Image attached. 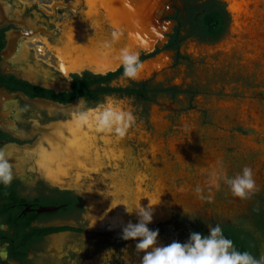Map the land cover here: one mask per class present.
I'll use <instances>...</instances> for the list:
<instances>
[{
    "label": "flooded vegetation",
    "instance_id": "1",
    "mask_svg": "<svg viewBox=\"0 0 264 264\" xmlns=\"http://www.w3.org/2000/svg\"><path fill=\"white\" fill-rule=\"evenodd\" d=\"M15 1L20 4L35 3L36 9L40 7L49 14L52 13L51 26L45 29L33 25L32 13L30 18L25 17V14L20 19L10 17L5 9L8 2ZM102 1L99 0L98 3ZM120 1L110 0L106 6L98 9L100 14L97 11L96 15H91L90 21L96 22L104 35L101 42L96 41L103 46L99 49L92 45L95 36L88 28L85 29L84 48L76 46V40L80 39L75 37L76 33L74 35L70 33L71 36L62 40L63 31L57 25L61 20L57 8L67 11L70 9L69 17H74L75 12L81 8L71 10L68 6L70 0H0V149L8 155L14 176L11 185L6 187L0 185V248H6L8 251V259H0V264H70L71 261H73L71 264H104L103 251L106 248L107 250L112 248L117 252L114 253V257L118 256L117 264H140L143 253L135 251L136 242L121 239L122 228L126 224L122 226L112 225L110 222H105L102 226L91 224V215L93 224L100 222L98 218L101 220L102 217L112 219L113 222L116 220L121 224L120 222L124 221L121 217L126 218L125 215L128 213L122 206L119 207V214L110 208L116 206L113 201L115 197L108 193H100L96 185L90 184L89 175L80 167L82 162L72 166L66 161L67 157H73L69 153L77 147L78 141L84 140L83 137L98 139L95 147L99 152L102 151L100 155L103 154L104 147L102 136L117 139L115 134L96 131L94 125L88 127L77 124L73 113L76 111V102L81 98L86 101L88 107H95L103 102L106 96H112L118 107L132 112L134 117L137 115L135 108L137 107V110L143 108L144 114L139 120L141 123L137 124L138 121L134 123L128 132L132 131L134 136L141 134L146 138V142L164 144V149L171 142L175 143L173 152L171 149H167V152L164 150L159 157L154 158V161L148 150L138 152L137 146L132 144V152L127 163L129 166L135 163L138 167L136 174H133L134 186L141 188L147 185L150 186L149 191H152L155 183H158L161 188H166L164 192L154 191L150 196L146 194L147 190L144 192L146 201L142 202L145 206L148 198L154 199L153 201L159 202L156 205L158 214L161 213L160 210H164L162 216L156 215L157 222L149 225L153 229L159 228L158 243L163 245L173 240L186 241L191 231L205 234L208 232L203 222L188 218V215L192 216L190 212L177 210L167 216L165 209L166 205L171 207L175 201L183 204L187 201L191 204L194 199H188L187 195L176 190L185 185L192 187L194 181L191 179L183 185L177 179L170 180L169 174L164 173V168L152 175L154 170H151L149 165L155 163L157 167L166 165L168 168L169 162L171 169L186 170V166L192 164L186 163L187 160L184 158L182 160L176 158L175 155L176 150L184 147L182 143L184 130L180 123L183 125L188 121L187 118L192 117V114L186 115L185 112L192 109L195 98L206 96L210 91L198 83L182 84L181 74H186L187 69L199 64H202L199 69L201 75L215 70H211L213 63L209 65L207 59L212 60L216 55L218 59L219 53L221 55L227 53L222 48L217 49L215 45L227 35H233L230 29L233 11L230 8L228 12L227 2L224 0H180L178 3L173 0L172 6H165L153 15L157 30L160 31L155 32L156 34L152 32L156 37L150 46L143 48L137 42L139 32L135 27L137 9L133 7L138 5L140 0H124L127 1L124 3L125 7L119 5ZM84 3L86 4L85 0ZM60 14L65 16L63 11ZM152 14L153 12L150 16ZM82 17L84 20L87 19L85 14ZM64 22L67 25L66 18ZM116 25L123 29L121 44L114 41L112 48L106 49L104 44L112 40V32ZM131 42L136 43V52L141 48L150 49L140 51L139 56L143 63H152L164 56L167 57L166 63L152 73L145 69L143 73L151 75L136 80L125 78L121 66L104 73H94L88 69L80 72L71 71L82 66L95 71L114 67L119 61L108 63L104 56L116 52L119 54V50L124 47L133 50ZM90 50H97L99 56L91 58ZM181 68L184 69L183 73ZM183 98L188 99L190 108L178 109L179 113H183L174 125L169 118H164L163 114L158 116L157 120L151 118V111L162 113L161 102L174 104ZM48 101L56 102L58 106H53ZM59 104L71 105L62 108ZM207 109H199L204 116L202 124L208 121ZM64 147L67 148V152L63 156L64 153L62 154L60 149ZM78 155L80 158L83 156L80 153ZM41 157H51L53 164L55 163L54 169L51 170L49 165L51 172H47L50 178H55V182H51L46 172L40 168L38 160ZM61 166H64V171L59 169ZM205 180L207 181V178H202V181ZM60 184L65 186L62 187ZM167 191L171 193L174 191L175 200H166ZM110 203L112 206L110 205L109 209L102 207ZM252 204L248 213L238 216V219L231 217L219 221L213 218L209 220V224L214 226L219 223L224 230L234 229L242 233V236L251 238L256 245L254 255L259 258L260 248L254 236L257 230L262 231L264 228L259 227L261 222L256 224L257 219L264 217V211L261 209L257 211L256 205ZM90 206H94L92 213ZM134 216L129 217L133 223L137 221ZM192 217H195V214ZM262 223L264 224V221ZM108 226H111V229ZM124 249L126 251H122ZM66 250L67 253L64 252Z\"/></svg>",
    "mask_w": 264,
    "mask_h": 264
},
{
    "label": "rangeland",
    "instance_id": "2",
    "mask_svg": "<svg viewBox=\"0 0 264 264\" xmlns=\"http://www.w3.org/2000/svg\"><path fill=\"white\" fill-rule=\"evenodd\" d=\"M85 1L86 4L84 3V0H70L68 6H70L72 10L74 8H79V6L83 4L84 9L87 12L95 14L101 6H106V4L109 3L108 0H103L100 3H98L97 0ZM175 1L177 3L180 2V0ZM236 1L240 0H228L229 9L231 8L232 2ZM248 1L249 0H245L246 3L244 6L247 12L243 10L238 16L233 12L234 20L231 26L232 32H234L233 35H227V37L222 38V40L215 45L217 49L222 48L227 53H224V55L219 53L218 59L216 57L217 55L215 56L216 60L215 57L212 58V60L207 59L209 65L213 63L211 70H215L201 75L199 69L202 67V64H199L198 66L195 65L194 67L187 69L185 71L186 74H181L182 84H188L189 82L198 83V85L205 86V88L210 91L206 96L195 98L194 102H192L194 104L192 109L190 111L188 110L189 112H185L186 115L192 114V117H190V119L187 118L188 121L183 125L180 123V126L184 130V138L182 139V141H184L182 142L184 147L182 146L183 148L179 149V151L176 150L175 155L176 158H181V160L184 158V160H187L186 163L191 162L192 164L187 165L186 170H177L178 168L171 169L169 162L168 168L166 165L165 167H163V165L158 166L161 171L162 168H164V173L169 174L170 180H172V178L177 179V181H180L183 185L191 179L194 181V184L196 185L193 184L192 187L185 185L186 188H183L185 187L183 186L176 191L183 192L185 196H188V199H194L191 204L187 203L188 206H186L187 208L185 207L184 210L185 212H190L192 216L195 214L196 221H201L206 226L209 224V220H212L213 218L214 220L219 221L231 217L238 219V216L248 213L249 206L253 201L254 203L252 205H256L255 207L264 211V0L252 1V3L255 4H253L252 7L248 6ZM156 2L158 6L157 10L161 11L165 6H172L173 0H156ZM22 3L23 4H20L16 1L14 3L8 2L5 9L6 13L15 19H20L24 14L25 17L30 18L29 16L32 13L34 14V17L31 18L33 25L41 26L45 29L51 26L50 24L53 21V18H51L52 13L49 14L48 11L42 10L40 7L36 9V7H34L35 3ZM73 22L76 23L77 21ZM91 23H87V28L95 38L104 37L103 31L98 28L97 23L95 22L94 24L92 21ZM159 35H157L158 38ZM158 38H156V40ZM115 42L121 44L120 38ZM233 45L235 46L233 47ZM93 50H90L89 56L92 55V58L98 57V51ZM133 50L136 52L137 49L133 48ZM115 54L105 55V61L112 63L114 62L113 60H118L115 58L118 56V53L116 52ZM194 55L196 57L195 52ZM166 59L167 57H160L157 62L149 63L151 66L148 62L147 64L143 63L144 68L140 74L145 75L143 73L145 69L149 70L150 73L159 70L161 66L166 63ZM180 70L182 73L184 72V69L181 68ZM147 75L149 76L151 74H146L145 76ZM160 105L162 113L151 111V118L157 120V117L163 114V117L166 119L169 118L173 125L179 121V118L182 116L181 113H183H179L178 109L182 107L190 108L188 99L184 98L178 103L171 104L170 102H161ZM201 108L209 109H207L208 121L203 124L202 119L204 116L202 112L199 111ZM139 110H137V107L135 108V111H137V115H135V123L138 121L137 124L141 123L139 121L140 116H143L144 114L143 108H140ZM142 119L144 120V118ZM155 123L159 125L158 122ZM191 126L193 128H191ZM102 138V141L104 142L102 156L100 155L102 151L99 152L98 148L95 147L98 139H94V137L85 139L83 137L84 140L78 141L79 144H77V147L75 146L76 148L73 151H70L71 153L69 154L73 157H67V161L74 162L71 164L72 166L82 162L80 167L87 170L86 174L89 175L90 184L96 185V188L100 193H112V196L115 197L113 200L115 205L127 203L129 207L135 208L140 200L141 204L146 201L144 199V192L147 190L149 191L150 186L145 185L138 188L133 185V174H136L138 167L135 163L130 166L127 165L129 160L128 157H130V153H128L127 149H130L132 144H137L138 152L142 151L143 153L148 150V153L154 161V158L159 157L164 150L167 152V149H171L173 152L176 145L171 142L168 147L164 149V144L161 145L155 142H146V138L141 136V134L134 136L132 131L130 133L128 132L123 138L117 137V139H112L111 137L108 138L104 136H102ZM77 151L83 155V158H80ZM119 151H122V153ZM114 158H117L116 161ZM218 159L223 161L224 167L229 175H235L240 172L243 167L250 166L254 171L255 181L259 187V191L252 195L251 198L241 200L232 196L228 187L223 182H221L219 189H217L210 186L206 180L202 181V178H207V175L205 172H202L201 169L211 170L216 166ZM155 165V163L149 165V168L154 170L153 166L155 167ZM188 170L189 172H186ZM106 178H108V180ZM172 184L175 185V183ZM197 185L203 190L201 195L203 197H211V200L201 199L197 196L194 192V188ZM160 186L161 185L156 183L153 186L154 190L152 189V191L157 192L160 190L161 192H164L165 189ZM255 195H260V197L257 198ZM110 204L107 206H105V204L102 207H104V209H109L108 207ZM182 205L185 204L182 203ZM120 206L124 208L123 205L112 206L110 208L114 211L116 210L117 214H119ZM168 206L170 207V205ZM168 206L166 205L165 208L167 215ZM160 212L161 213L158 215L162 216L164 210H160ZM133 215H135L134 217L137 220L138 217H136V214L133 213ZM105 216L108 217L107 214ZM129 216H132V214ZM156 217L157 216H154L153 220H156ZM121 219L124 220L123 222H120L121 224H118V221L116 220H114V224L121 226L130 221L129 217H121ZM110 224L114 225L113 221H111ZM102 225L103 224L100 226ZM108 228L111 229V226H108ZM257 231L258 232L255 233L254 237L260 248L259 253L261 256L264 255V228L262 231ZM72 249L77 252L79 251L77 248ZM108 250L106 248V250L103 251L104 254L102 253L104 255L103 263L117 264L116 258L118 256L116 255L114 257V253L116 254L117 252L113 251L106 253ZM67 251L68 250L64 252L67 253ZM61 256L63 257V255ZM71 263H73V261H71Z\"/></svg>",
    "mask_w": 264,
    "mask_h": 264
},
{
    "label": "clouds",
    "instance_id": "3",
    "mask_svg": "<svg viewBox=\"0 0 264 264\" xmlns=\"http://www.w3.org/2000/svg\"><path fill=\"white\" fill-rule=\"evenodd\" d=\"M122 34L123 30L118 25L114 26L112 40L106 41L104 47L111 49L112 43L119 40ZM117 59L123 68L122 74L125 78L138 79L143 69V62L137 52L129 47L121 48ZM75 108L73 118L78 125L88 127L94 125L96 131L115 134L118 138L125 137L129 128L135 123L132 112L118 107L112 96H106L103 102L95 107H88L86 101L81 98ZM201 171L206 173L210 186L219 189L223 182L231 195L241 200L249 199L259 191L254 171L250 166L243 167L235 175H229L223 161L218 159L216 166L211 170L201 169ZM13 179V166L9 162L6 152L0 149V185L9 186ZM202 191L199 185L194 188V192L199 198L211 200V197H203ZM140 201L135 208L129 207L127 203L116 205H123L126 213L129 215L135 213L138 217L135 223L129 221L122 228L121 239L136 242L135 251L143 253L140 264H264V255L257 258L248 250L238 249L234 241L225 236L224 229L219 223L214 226L207 224L208 232L206 234L191 231L186 241L173 240L168 244H159V228L149 227L154 218L153 206L159 202L148 198V204L144 206ZM188 218L192 221L196 220L190 215ZM113 251L110 249L108 253ZM122 251H126V249ZM0 259H8L6 248H0Z\"/></svg>",
    "mask_w": 264,
    "mask_h": 264
},
{
    "label": "water",
    "instance_id": "4",
    "mask_svg": "<svg viewBox=\"0 0 264 264\" xmlns=\"http://www.w3.org/2000/svg\"><path fill=\"white\" fill-rule=\"evenodd\" d=\"M224 1H226L227 2V10H228V12H230V10H229V6H228V0H224ZM252 1H254V0H249L248 1V6L249 7H252L253 6V4L254 3H252ZM79 7H81L78 11H76L75 12V14H74V17H69V11L70 10H64V9H62V10H60V8H57V13H58V16L61 18V20L59 21V22H57V25L61 28V30L63 31V38H62V40L64 41V40H66V37H69V36H71L70 35V33L72 34V35H74L75 33V37H77V38H80V39H77L76 41H77V44H76V46H78L79 48H81V47H83L84 48V46H86L85 45V42H84V36H86V31H85V29H87V23L89 24V23H91V15L92 14H90L89 12H87L85 9H84V6H79ZM74 9H78V8H74ZM65 12V16L63 17V16H61V14H60V12ZM68 12V13H67ZM99 12V11H98ZM155 12H158V10L157 9H155V11L153 12V14H152V16L155 14ZM83 14H85L86 16H87V19H83ZM99 14H100V12H99ZM232 15V14H231ZM138 17L141 19V20H143V18L141 17V15H138ZM67 19V25H66V23L64 22V19ZM73 18V19H72ZM232 20H234V18H233V15H232ZM73 21H77L79 24H77V23H74ZM88 21V22H87ZM232 23H233V21L231 22V24H230V29H231V26H232ZM92 24V23H91ZM66 26H68V28H66ZM71 26H74L75 28H73V27H71ZM79 27H80V29H79ZM66 29H68V32L66 33ZM122 29V28H121ZM73 30V31H72ZM70 32V33H69ZM231 32H232V29H231ZM232 33H234V32H232ZM80 34V35H79ZM65 36V37H64ZM92 39V38H91ZM99 41V42H101L100 40H102V38H93V46H96V47H98L99 49H102L103 48V46H102V44L101 43H96V41ZM235 45H233V47H234ZM232 47V48H233ZM141 50H147V49H143V48H141V49H139V52H138V54L140 53V51ZM150 50V49H149ZM149 50H147V51H149ZM146 64H147V62H145ZM150 63V62H149ZM148 63V64H149ZM150 65V64H149ZM120 66V64H119V62H117L116 63V65L114 66V67H110V68H108V69H106V70H93V69H91V68H89V67H87V66H82L81 68H79V69H72L71 71H73V72H80V71H82V70H85V69H88V70H91L92 72H94V73H104V72H106V71H110V70H115V69H117L118 67ZM143 76H145V75H142V74H140L139 75V77L138 78H140V77H143ZM43 101H45V102H47V100H44V99H42ZM79 101V100H78ZM78 101L76 102V103H78ZM48 103H51V105L53 104V106L55 105H57L58 106V104L56 103V102H53V101H48ZM70 105L71 104H64V105H62V104H59V106L60 107H62V108H67V107H70ZM136 146H137V144H135ZM62 150V154H63V156L65 155V153L67 152V148L66 147H64L63 149H60V151ZM127 151H128V153H131L132 152V148H130V149H127ZM161 152V151H160ZM77 153H79L78 151H77ZM129 158V157H128ZM54 159V158H53ZM68 162V164L69 165H71V164H73L74 162H72V163H70L69 161H67ZM38 164H39V166H40V168H42L43 169V171H45L46 172V175H47V178L51 181V182H55V178L54 177H52V178H50L49 176L50 175H48L47 174V172L48 173H50L51 172V170L52 169H54V166H56V165H54L53 164V161H52V158L51 157H41V159H39L38 160ZM44 165L46 166V167H44ZM51 166V170L48 168V166ZM64 165V164H63ZM65 166V165H64ZM64 166H61V167H59V169L60 170H62L63 169V171H64ZM157 168V169H156ZM47 169H48V171H47ZM153 169H154V173L152 174V175H155V174H157L158 172H161V170L155 165V167L153 166ZM163 169V168H162ZM54 171V170H53ZM131 175V174H130ZM62 187H64L65 186V184H60ZM146 194L148 195V196H150L151 194H153V191H147L146 192ZM146 194H145V198H146ZM172 194H173V197H172ZM166 196H165V198H166V200H170V199H172V200H175V197H174V195H175V193H171V191L169 192V191H167L166 192V194H165ZM169 196H170V198H169ZM146 200V199H145ZM188 202H186L185 204H187ZM168 204V203H167ZM168 206V205H167ZM176 206V207H175ZM91 207V213L93 212V209H94V206H90ZM185 207H186V205H182V202H177V201H175V204L173 205H171V207H169L168 206V215L167 216H169V214L172 212V211H176V210H184L185 209ZM98 208L99 207H97V210H98ZM187 208V207H186ZM110 213L111 212H109V215H110ZM125 216H127V217H130L128 214H126ZM133 216V215H132ZM164 219H166V218H164ZM163 219V220H164ZM111 220L112 219H105V218H101V220H100V218H99V221L100 222H97V223H95V224H93V221H92V215H91V224L92 225H97V224H103V223H105V221L108 223V222H110L111 223ZM159 221H161V219L159 220ZM157 221L155 220V221H153L152 223H156ZM114 223V222H113ZM115 225V224H114ZM122 226V225H121Z\"/></svg>",
    "mask_w": 264,
    "mask_h": 264
},
{
    "label": "bare ground",
    "instance_id": "5",
    "mask_svg": "<svg viewBox=\"0 0 264 264\" xmlns=\"http://www.w3.org/2000/svg\"><path fill=\"white\" fill-rule=\"evenodd\" d=\"M74 1V0H73ZM76 1V0H75ZM99 1V0H97ZM110 1V0H108ZM45 2V1H43ZM78 2V1H77ZM125 2L127 1H124V0H121L120 1V4L122 7H125ZM245 0H240V1H236V2H232L231 4V8H232V11L236 13V15L238 16L243 10L246 11L245 9ZM59 4V3H58ZM108 4V3H107ZM255 5V4H254ZM263 5V4H262ZM112 6V5H111ZM134 8H136V17H135V27L137 28V30L139 32H137L138 37L137 36V42L140 44V46L142 47H147L149 46V44H151L153 42V39L156 37V33L155 32H159L160 30H157V27H156V23L154 21V17L153 16H150L151 12H154L155 9H157V2L156 0H140L138 2V5L136 6H133ZM97 8V7H96ZM118 8V7H117ZM121 8V7H120ZM132 8V7H131ZM263 8V7H262ZM88 9V8H87ZM106 10V9H105ZM129 10V9H128ZM91 12V11H90ZM123 12V11H122ZM247 12V11H246ZM127 14V13H125ZM131 14V13H129ZM96 15V14H95ZM114 15V14H113ZM138 15H141V17L143 18V20H141ZM234 16V15H233ZM121 18V17H120ZM238 19V18H237ZM129 21V20H128ZM121 22V21H120ZM130 22V21H129ZM95 24V23H94ZM122 24V23H121ZM129 24V23H128ZM234 25V24H233ZM127 27V26H126ZM113 28V27H112ZM114 30V29H113ZM123 30V29H122ZM154 32V33H152ZM70 33V32H69ZM128 33V32H127ZM132 34V33H131ZM134 34V33H133ZM163 37V36H162ZM73 39V38H72ZM72 41V40H71ZM70 41V42H71ZM135 41V40H134ZM118 43V42H117ZM119 44V43H118ZM131 45H132V48H135L136 47V43L135 42H131ZM90 46V45H88ZM112 48V47H111ZM104 50V49H103ZM139 50V49H138ZM65 51V50H64ZM90 52V51H89ZM106 52V51H105ZM60 53V52H59ZM65 53V52H64ZM67 53V51H66ZM84 53V52H83ZM87 53V52H86ZM97 53V52H96ZM114 53V52H113ZM107 54V53H106ZM73 55V54H72ZM102 55V54H101ZM104 55V54H103ZM114 55V54H113ZM116 55V54H115ZM75 56V55H74ZM92 56V55H91ZM95 56V55H94ZM165 57V56H164ZM86 58V57H85ZM92 58V57H91ZM103 58V57H102ZM117 58V56L115 57ZM68 59V58H67ZM73 60V59H72ZM71 60V61H72ZM76 61V60H75ZM115 61V60H113ZM117 61V60H116ZM156 61V60H155ZM154 61V62H155ZM112 62V61H111ZM157 62V61H156ZM151 66V65H150ZM144 68V67H143ZM148 73V72H146ZM145 74V73H144ZM146 75V74H145ZM91 130V129H90ZM89 132V131H88ZM94 132V131H92ZM141 139V138H140ZM97 141V140H96ZM126 141V140H125ZM140 141V140H139ZM88 143V142H87ZM95 144V143H94ZM118 145V144H117ZM154 145V144H153ZM158 145V144H157ZM111 146V145H110ZM83 147V146H82ZM153 148V147H152ZM92 150V149H91ZM99 150V149H98ZM159 150V149H158ZM89 151V150H88ZM87 151V152H88ZM109 152V151H108ZM120 152V151H119ZM111 153V152H110ZM122 153V151L120 152ZM113 154V153H112ZM118 154V153H117ZM92 155V153H91ZM110 155V154H109ZM105 156V155H104ZM116 156V155H114ZM128 156V155H127ZM121 157V156H120ZM92 159V157H91ZM115 159V158H114ZM117 159V158H116ZM115 159V161H116ZM153 159V158H152ZM93 160V159H92ZM67 161V160H66ZM108 161V160H107ZM113 161V160H112ZM111 161V162H112ZM123 161V160H122ZM68 163V162H67ZM124 163V162H123ZM121 163V164H123ZM86 164V163H85ZM87 165V164H86ZM149 165V164H148ZM145 166V165H144ZM78 167V166H77ZM80 169V168H79ZM78 169V170H79ZM103 169V168H102ZM121 169V168H120ZM83 170V169H82ZM104 170V169H103ZM149 170V169H148ZM87 171V170H86ZM94 171V170H93ZM92 171V172H93ZM150 171V170H149ZM84 172V171H83ZM96 172V171H95ZM117 172V171H116ZM99 173V172H98ZM91 174V173H90ZM152 174V173H151ZM88 175V174H86ZM103 175V174H102ZM92 176V175H91ZM95 176V175H93ZM101 176V175H100ZM142 176V175H141ZM110 177V176H109ZM129 177V176H128ZM108 180V178H106ZM103 180V179H102ZM111 180V179H110ZM109 180V182H110ZM106 181V180H105ZM112 181V180H111ZM151 181V180H150ZM102 182V181H101ZM138 183V182H137ZM142 183V182H141ZM150 184V183H149ZM156 184V183H155ZM108 186H109V183H108ZM106 187V186H105ZM159 188V187H158ZM164 189V188H163ZM166 189V188H165ZM102 190V189H101ZM103 191V190H102ZM107 191V189H106ZM115 191V190H114ZM119 191V190H118ZM121 191V190H120ZM96 193V192H95ZM104 193V192H103ZM106 193V192H105ZM156 193V192H155ZM140 194V193H139ZM112 195V193H111ZM163 195V194H162ZM182 198V197H181ZM156 200V199H155ZM187 202V201H186ZM105 203V202H104ZM107 205V204H106ZM111 205V204H110ZM103 206V205H102ZM154 207V216H156L158 214L157 212V209H156V205L153 206ZM101 209V208H100ZM102 210V209H101ZM99 211V210H98ZM97 211V212H98ZM98 214H96L97 216ZM99 219V218H98ZM97 220V219H96ZM154 221V220H153ZM98 222V221H97ZM95 223V222H94Z\"/></svg>",
    "mask_w": 264,
    "mask_h": 264
},
{
    "label": "trees",
    "instance_id": "6",
    "mask_svg": "<svg viewBox=\"0 0 264 264\" xmlns=\"http://www.w3.org/2000/svg\"><path fill=\"white\" fill-rule=\"evenodd\" d=\"M259 215H261V214L259 213ZM262 218H259L256 220L257 221L256 224L261 222V225H259V227H264V224L262 223V221H264V217L262 216ZM224 234H225V236H227L228 238H230L234 241V244L236 245V247L238 249H240L242 251L248 250V251L252 252L253 255L256 253V248H255L256 245L254 244V241L251 238H249L245 235L242 236V233H239L234 229H230V230L225 229Z\"/></svg>",
    "mask_w": 264,
    "mask_h": 264
}]
</instances>
